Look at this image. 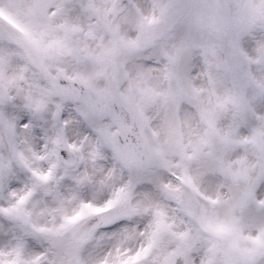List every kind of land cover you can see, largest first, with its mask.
<instances>
[{"label": "snow or ice", "instance_id": "snow-or-ice-1", "mask_svg": "<svg viewBox=\"0 0 264 264\" xmlns=\"http://www.w3.org/2000/svg\"><path fill=\"white\" fill-rule=\"evenodd\" d=\"M0 264H264V0H0Z\"/></svg>", "mask_w": 264, "mask_h": 264}]
</instances>
